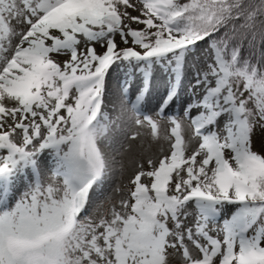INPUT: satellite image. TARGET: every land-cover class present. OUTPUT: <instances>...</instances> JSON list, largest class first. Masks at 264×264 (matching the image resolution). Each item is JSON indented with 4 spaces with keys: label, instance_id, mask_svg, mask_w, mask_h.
Returning a JSON list of instances; mask_svg holds the SVG:
<instances>
[{
    "label": "snow or ice",
    "instance_id": "snow-or-ice-1",
    "mask_svg": "<svg viewBox=\"0 0 264 264\" xmlns=\"http://www.w3.org/2000/svg\"><path fill=\"white\" fill-rule=\"evenodd\" d=\"M0 264H264V0H0Z\"/></svg>",
    "mask_w": 264,
    "mask_h": 264
},
{
    "label": "rangeland",
    "instance_id": "rangeland-1",
    "mask_svg": "<svg viewBox=\"0 0 264 264\" xmlns=\"http://www.w3.org/2000/svg\"><path fill=\"white\" fill-rule=\"evenodd\" d=\"M259 135H260V134L258 133V134H257V137H259ZM257 137H254V139H256Z\"/></svg>",
    "mask_w": 264,
    "mask_h": 264
}]
</instances>
